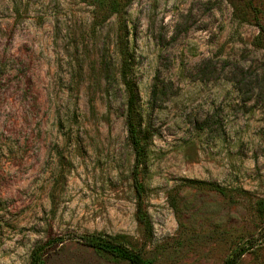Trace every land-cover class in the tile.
I'll return each instance as SVG.
<instances>
[{
    "label": "rangeland",
    "instance_id": "374dc122",
    "mask_svg": "<svg viewBox=\"0 0 264 264\" xmlns=\"http://www.w3.org/2000/svg\"><path fill=\"white\" fill-rule=\"evenodd\" d=\"M131 82L151 229L137 220ZM264 0H0V264H222L264 232ZM239 264H264V235Z\"/></svg>",
    "mask_w": 264,
    "mask_h": 264
},
{
    "label": "trees",
    "instance_id": "16d2710c",
    "mask_svg": "<svg viewBox=\"0 0 264 264\" xmlns=\"http://www.w3.org/2000/svg\"><path fill=\"white\" fill-rule=\"evenodd\" d=\"M126 80V88L128 91L126 125L128 130V140L135 153V168L133 172L134 188L137 200V220L144 224L146 229H151V222L147 210L144 206L145 187L140 179V167L144 162L146 154V144L142 129V122L139 119L137 107V95L131 82ZM264 204V203H263ZM251 235L242 238L231 250L222 264H239L242 257L256 245L260 236ZM85 245L105 254L112 256L117 260L126 261L129 264H154V262L146 258L137 246H135L130 237L125 234L105 235L97 233L92 235H83L79 237ZM62 237L50 238L42 245L38 246L31 257V264H42L45 255L50 247L54 244L63 243Z\"/></svg>",
    "mask_w": 264,
    "mask_h": 264
}]
</instances>
